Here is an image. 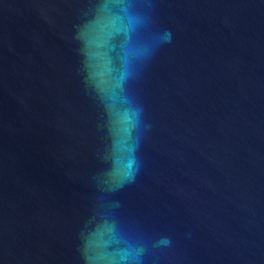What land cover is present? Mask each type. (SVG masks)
Masks as SVG:
<instances>
[{
    "label": "water",
    "instance_id": "95a60500",
    "mask_svg": "<svg viewBox=\"0 0 264 264\" xmlns=\"http://www.w3.org/2000/svg\"><path fill=\"white\" fill-rule=\"evenodd\" d=\"M0 264H264V0H0Z\"/></svg>",
    "mask_w": 264,
    "mask_h": 264
}]
</instances>
